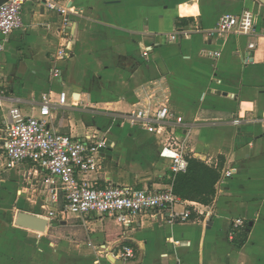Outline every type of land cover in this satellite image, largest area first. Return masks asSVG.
<instances>
[{"label": "crops", "instance_id": "1", "mask_svg": "<svg viewBox=\"0 0 264 264\" xmlns=\"http://www.w3.org/2000/svg\"><path fill=\"white\" fill-rule=\"evenodd\" d=\"M56 1L80 12L67 60L55 62L63 42L61 17L40 4H26L22 28L5 42L0 38V147L8 108L37 115L42 95L63 92L66 107L54 112L53 128L75 137L96 130L104 136L110 147L101 152L100 181L163 189L170 171L159 151L166 138L159 142L161 135L121 122L105 126L99 119L167 106L182 118L169 132L184 142L186 156L220 169L215 195L208 205L175 206L180 213L187 203L198 205L196 213L188 207L193 212L186 222H170L166 214L145 216L130 227L80 219L87 229L115 227L106 261L95 264H264V0ZM245 10L255 24L252 36L215 33L223 16ZM214 52L219 55H209ZM54 64L61 69L57 78L50 75ZM92 105L104 106L106 115L87 113ZM0 185L9 198L18 195L17 205L34 196L41 202L45 193L42 207L53 208L44 174L27 164L7 170ZM22 214L46 220L42 232L52 222ZM236 219L243 220L242 229L233 228ZM120 245L134 250V262L108 260Z\"/></svg>", "mask_w": 264, "mask_h": 264}, {"label": "built area", "instance_id": "2", "mask_svg": "<svg viewBox=\"0 0 264 264\" xmlns=\"http://www.w3.org/2000/svg\"><path fill=\"white\" fill-rule=\"evenodd\" d=\"M40 4L49 12L61 17L59 28L60 39L55 62L70 57V46L74 38L78 9L66 4L60 5L56 0H6L0 4V38L8 37L22 28V13L26 4ZM255 24L250 12L243 11L237 15L223 16L215 33L219 35L252 36ZM249 49L254 44L248 45ZM1 51V45H0ZM218 56V52L209 53ZM50 75L57 78L61 69L54 64ZM66 94L60 92L55 96L51 92L41 96L37 115H24L17 107L7 109V121L4 125V136L0 147V162L12 170L23 164L44 174V182L52 194V202L61 199L62 216L77 217L84 222L89 218L100 221L114 220L120 226L130 227L137 220L148 215H167L170 222H186L192 212H197L196 204H188L180 213L175 206L181 201L173 193L174 176L185 174L188 168L186 149L183 141H179L169 130L173 124H182V118L172 113L167 106L160 108L138 109L132 111L121 120L154 135H169L163 143L159 158L169 162V181L163 189H137L133 186L114 184L106 179L100 181L99 175L104 167L101 152L110 147L99 131L89 132L80 137L61 134L54 130V112L66 107ZM3 92L0 91V110L3 107ZM264 125V110L261 115ZM239 123V121H234ZM1 166V165H0ZM231 176L225 173V178ZM191 207L192 210H189ZM243 220L233 222L234 229H242ZM111 257L120 263H131L136 260L134 250L127 245L112 248Z\"/></svg>", "mask_w": 264, "mask_h": 264}, {"label": "rangeland", "instance_id": "3", "mask_svg": "<svg viewBox=\"0 0 264 264\" xmlns=\"http://www.w3.org/2000/svg\"><path fill=\"white\" fill-rule=\"evenodd\" d=\"M96 79L97 76L95 81ZM93 84L96 85L97 82ZM86 103L87 101H84L81 105L85 107ZM86 108V112L92 115H106L105 110L101 111L104 106H100L99 110L95 105ZM90 118L85 116L84 120H88L87 124L92 127ZM99 120H103L105 126L115 128L120 126V122L126 123L121 117ZM97 121L96 118L93 122ZM164 137L168 138L167 135L163 138L160 136L159 142L164 140ZM2 161L0 179L5 177L8 170ZM6 192L7 189L0 185V264H95L99 259H106V244L114 240L115 227L111 225L106 229L105 226H95L87 229L80 218L62 216L63 205L60 200L52 204L51 209L43 208L41 202L46 200L45 193H41V202L34 196L28 200L24 198V205H17L18 195L14 193L9 198ZM22 212L38 213L41 217H49L52 222L45 232L26 233L28 231L15 222L17 213ZM89 220L97 225H102L103 221L108 222L97 218ZM108 260L110 261L109 258Z\"/></svg>", "mask_w": 264, "mask_h": 264}, {"label": "trees", "instance_id": "4", "mask_svg": "<svg viewBox=\"0 0 264 264\" xmlns=\"http://www.w3.org/2000/svg\"><path fill=\"white\" fill-rule=\"evenodd\" d=\"M187 161L186 173L178 174L173 178V193L181 201L197 202L203 205L210 204L215 195L214 186L220 178V169L210 167L191 157H187ZM244 229L245 234L242 243L245 242L250 228L246 226Z\"/></svg>", "mask_w": 264, "mask_h": 264}, {"label": "water", "instance_id": "5", "mask_svg": "<svg viewBox=\"0 0 264 264\" xmlns=\"http://www.w3.org/2000/svg\"><path fill=\"white\" fill-rule=\"evenodd\" d=\"M5 1L6 0H0V4ZM16 224L20 227L42 232L47 226V221L41 218L20 213L16 217ZM109 259L111 261V256Z\"/></svg>", "mask_w": 264, "mask_h": 264}, {"label": "bare ground", "instance_id": "6", "mask_svg": "<svg viewBox=\"0 0 264 264\" xmlns=\"http://www.w3.org/2000/svg\"><path fill=\"white\" fill-rule=\"evenodd\" d=\"M111 262H114V259L111 257Z\"/></svg>", "mask_w": 264, "mask_h": 264}]
</instances>
